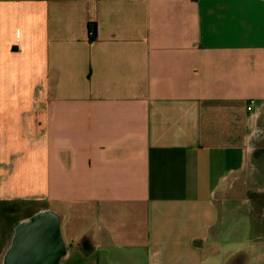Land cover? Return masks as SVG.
Here are the masks:
<instances>
[{
	"label": "crops",
	"instance_id": "crops-1",
	"mask_svg": "<svg viewBox=\"0 0 264 264\" xmlns=\"http://www.w3.org/2000/svg\"><path fill=\"white\" fill-rule=\"evenodd\" d=\"M263 114L264 0H0V252L47 206L60 264H264L218 195Z\"/></svg>",
	"mask_w": 264,
	"mask_h": 264
},
{
	"label": "water",
	"instance_id": "water-1",
	"mask_svg": "<svg viewBox=\"0 0 264 264\" xmlns=\"http://www.w3.org/2000/svg\"><path fill=\"white\" fill-rule=\"evenodd\" d=\"M61 223L62 215L47 206L14 218L0 264H60L67 255Z\"/></svg>",
	"mask_w": 264,
	"mask_h": 264
},
{
	"label": "rangeland",
	"instance_id": "rangeland-1",
	"mask_svg": "<svg viewBox=\"0 0 264 264\" xmlns=\"http://www.w3.org/2000/svg\"><path fill=\"white\" fill-rule=\"evenodd\" d=\"M264 114L257 123L253 134H251L248 150L246 152L242 170L234 173L224 180V184L219 188L218 195L222 198L232 197L244 200V209L251 217L248 220L250 227L260 226L261 236L264 237ZM11 207V206H10ZM13 207V206H12ZM17 207L10 208L8 220L17 218ZM30 211L24 210L22 214ZM20 216V213L17 212ZM21 214V215H22ZM15 215V216H11ZM9 225V224H8ZM9 230V228H7ZM6 230V229H5ZM260 232V233H261ZM253 234V233H251ZM259 238L250 239L257 241ZM264 241V238L259 240ZM253 242H250L252 244ZM1 255V252H0ZM245 257V255H244Z\"/></svg>",
	"mask_w": 264,
	"mask_h": 264
},
{
	"label": "built area",
	"instance_id": "built-area-1",
	"mask_svg": "<svg viewBox=\"0 0 264 264\" xmlns=\"http://www.w3.org/2000/svg\"><path fill=\"white\" fill-rule=\"evenodd\" d=\"M95 35V32L93 30V26L90 27V36H94ZM253 105H254V101H250L249 104H248V110H252L253 108Z\"/></svg>",
	"mask_w": 264,
	"mask_h": 264
},
{
	"label": "trees",
	"instance_id": "trees-1",
	"mask_svg": "<svg viewBox=\"0 0 264 264\" xmlns=\"http://www.w3.org/2000/svg\"><path fill=\"white\" fill-rule=\"evenodd\" d=\"M93 30H94V32H95V28H94V26H93Z\"/></svg>",
	"mask_w": 264,
	"mask_h": 264
},
{
	"label": "flooded vegetation",
	"instance_id": "flooded-vegetation-1",
	"mask_svg": "<svg viewBox=\"0 0 264 264\" xmlns=\"http://www.w3.org/2000/svg\"><path fill=\"white\" fill-rule=\"evenodd\" d=\"M26 213L22 214V215H25Z\"/></svg>",
	"mask_w": 264,
	"mask_h": 264
}]
</instances>
